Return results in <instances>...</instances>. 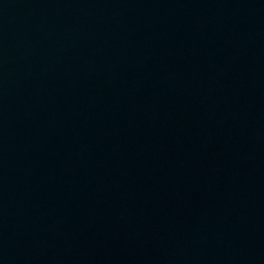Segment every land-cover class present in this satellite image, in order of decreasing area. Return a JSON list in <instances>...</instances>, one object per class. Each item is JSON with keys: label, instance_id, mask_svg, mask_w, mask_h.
Returning a JSON list of instances; mask_svg holds the SVG:
<instances>
[{"label": "water", "instance_id": "1", "mask_svg": "<svg viewBox=\"0 0 264 264\" xmlns=\"http://www.w3.org/2000/svg\"><path fill=\"white\" fill-rule=\"evenodd\" d=\"M0 264H264V0H0Z\"/></svg>", "mask_w": 264, "mask_h": 264}]
</instances>
